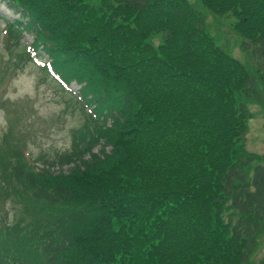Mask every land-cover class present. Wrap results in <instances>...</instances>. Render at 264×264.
Wrapping results in <instances>:
<instances>
[{
  "label": "trees",
  "instance_id": "16d2710c",
  "mask_svg": "<svg viewBox=\"0 0 264 264\" xmlns=\"http://www.w3.org/2000/svg\"><path fill=\"white\" fill-rule=\"evenodd\" d=\"M6 1L26 19L10 36L32 33L97 119L85 114L91 130L59 159L66 174L30 171L12 130L2 136L0 189L16 181L41 218L0 237V264H250L264 173L252 193L240 150L255 75L264 88V0H199L232 17L255 75L216 47L186 0Z\"/></svg>",
  "mask_w": 264,
  "mask_h": 264
},
{
  "label": "rangeland",
  "instance_id": "374dc122",
  "mask_svg": "<svg viewBox=\"0 0 264 264\" xmlns=\"http://www.w3.org/2000/svg\"><path fill=\"white\" fill-rule=\"evenodd\" d=\"M188 1L198 10L197 0ZM0 13L10 20L17 18L3 5H0ZM204 16L208 32L232 58L243 64L247 62L249 65H254L249 58L251 55L242 52L240 40L231 31V20L217 19L207 14ZM0 27L3 28V24ZM25 43L31 44V39L24 38L23 44ZM0 45L3 49L6 48L1 37ZM19 52H9L3 57V64L0 63V91L4 92L1 102L3 107L0 111V133L8 119L13 120L15 125L24 115H28L23 138L26 140L28 150L30 149L34 156L44 155L43 159H45L47 155H53L54 152L64 150L71 145L72 134L82 126L83 120L75 104L44 80L43 74L29 64L18 62L16 57ZM39 53L42 54L38 51ZM42 56V59H46L45 55ZM4 85L5 88H2ZM70 88L77 90L74 84H70ZM256 101L259 107L249 108L253 119L249 121L244 143L247 152L257 155L255 162L259 161L258 157H260V164L264 167V93L262 91L257 93ZM223 219L235 223L237 215L227 210ZM253 256L256 261L264 259V234Z\"/></svg>",
  "mask_w": 264,
  "mask_h": 264
}]
</instances>
